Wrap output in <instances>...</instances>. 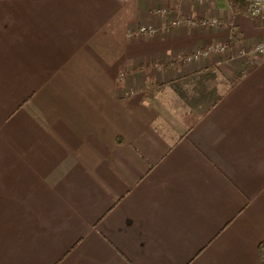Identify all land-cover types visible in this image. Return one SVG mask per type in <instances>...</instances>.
I'll return each instance as SVG.
<instances>
[{
	"label": "crops",
	"instance_id": "obj_1",
	"mask_svg": "<svg viewBox=\"0 0 264 264\" xmlns=\"http://www.w3.org/2000/svg\"><path fill=\"white\" fill-rule=\"evenodd\" d=\"M258 42L230 0H0V264H263Z\"/></svg>",
	"mask_w": 264,
	"mask_h": 264
},
{
	"label": "built area",
	"instance_id": "obj_2",
	"mask_svg": "<svg viewBox=\"0 0 264 264\" xmlns=\"http://www.w3.org/2000/svg\"><path fill=\"white\" fill-rule=\"evenodd\" d=\"M251 13L253 15L261 16L264 18V0H251ZM202 24H216L217 20L216 19H211V20H202ZM138 32L140 33H147V34H152L155 32V29L151 27H141L139 28ZM225 46L222 44H218L216 46H209L204 48L203 50L198 49L192 53H189L183 57L184 61H191L195 58H198L200 56L208 55V53L212 50H224ZM252 53L253 54H264V42H258L255 44L252 48Z\"/></svg>",
	"mask_w": 264,
	"mask_h": 264
},
{
	"label": "trees",
	"instance_id": "obj_3",
	"mask_svg": "<svg viewBox=\"0 0 264 264\" xmlns=\"http://www.w3.org/2000/svg\"><path fill=\"white\" fill-rule=\"evenodd\" d=\"M230 2L234 12H241L245 15L251 16L254 19L261 17L251 13V0H230ZM258 252L262 263L264 264V240L260 241L258 244Z\"/></svg>",
	"mask_w": 264,
	"mask_h": 264
}]
</instances>
